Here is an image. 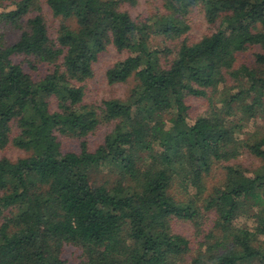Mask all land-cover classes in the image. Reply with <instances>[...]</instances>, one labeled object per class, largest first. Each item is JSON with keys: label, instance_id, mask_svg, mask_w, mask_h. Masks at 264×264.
<instances>
[{"label": "trees", "instance_id": "1", "mask_svg": "<svg viewBox=\"0 0 264 264\" xmlns=\"http://www.w3.org/2000/svg\"><path fill=\"white\" fill-rule=\"evenodd\" d=\"M139 1L44 0L75 22L52 38L30 16L40 0H0V24L20 31L0 39V150L29 152L0 159V264H264V0H161L133 17ZM195 7L217 30L189 41ZM109 46L129 55L108 82L136 83L86 103L80 83ZM189 98L205 112L191 117ZM102 123L113 127L91 149ZM243 154L254 170L234 163ZM175 220H210L198 250Z\"/></svg>", "mask_w": 264, "mask_h": 264}, {"label": "rangeland", "instance_id": "2", "mask_svg": "<svg viewBox=\"0 0 264 264\" xmlns=\"http://www.w3.org/2000/svg\"><path fill=\"white\" fill-rule=\"evenodd\" d=\"M160 1L154 0H140L136 5H126V9L132 14L133 17H149L159 11ZM40 14L44 17L47 24L49 34L52 38H55L58 33L60 25L65 22L75 26V22L70 19L64 20L60 16H55L51 9L44 3V0H40L39 9H35L31 15ZM187 19L191 25L189 33L186 35L190 40H197L204 35L211 34L217 30V26L213 23H209L205 18L204 12L200 7H195L187 15ZM20 31L12 26L6 24H0V39L4 44H9L16 41L19 37ZM0 40V43H2ZM164 42L162 38H157L153 41V44H159ZM180 40L175 43H179ZM169 43L172 44L171 41ZM251 52V51H250ZM129 55L128 51L119 52L112 46H109L104 52L99 56V59L94 64V75L87 79L86 81L80 83L85 86V102L95 105H100L103 100L111 98L126 99L131 89L134 87L136 81L134 78H130L126 82L111 84L106 78V70L111 65L117 61L126 58ZM251 55V53H249ZM20 57L19 59H21ZM38 65V64H37ZM27 70H32L34 73L45 72L49 70L50 66L40 65L38 70H34L31 66L25 65ZM52 67V66H51ZM188 103L190 105V116L196 117L197 115L205 112L207 109V103L204 99L199 98H189ZM258 123H263L261 120H252L250 122V128ZM113 127L112 124L102 123L98 130L88 136L89 146L91 149H95L100 143H102L106 133ZM61 141L64 148L77 150L79 147V141L72 139L68 136L60 135ZM29 152L23 148H19L13 144L8 145L4 149L0 150V159L8 158L11 161H17L20 158L27 157ZM234 163L241 165L243 168L248 170H254L258 164L259 160L249 154H243L234 160ZM103 180L102 177H99ZM220 180L219 171L217 170L209 177L210 188L217 184ZM210 220L205 221V223L197 225L194 221H184L175 220L173 222V228L176 232H179L189 238H191L193 251L198 250L199 246L206 240L208 230L210 229ZM72 250L74 248H69L67 256L71 257ZM79 253V252H78ZM77 254L74 253L75 257Z\"/></svg>", "mask_w": 264, "mask_h": 264}]
</instances>
